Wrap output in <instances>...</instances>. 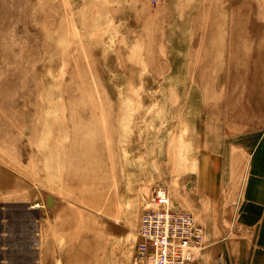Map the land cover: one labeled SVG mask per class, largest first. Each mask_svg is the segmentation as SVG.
Listing matches in <instances>:
<instances>
[{
	"label": "rangeland",
	"instance_id": "rangeland-1",
	"mask_svg": "<svg viewBox=\"0 0 264 264\" xmlns=\"http://www.w3.org/2000/svg\"><path fill=\"white\" fill-rule=\"evenodd\" d=\"M263 132L264 0H0V264H141L155 190Z\"/></svg>",
	"mask_w": 264,
	"mask_h": 264
},
{
	"label": "crops",
	"instance_id": "crops-1",
	"mask_svg": "<svg viewBox=\"0 0 264 264\" xmlns=\"http://www.w3.org/2000/svg\"><path fill=\"white\" fill-rule=\"evenodd\" d=\"M208 175L181 197L205 229L203 248L185 264H264V132L249 151L243 186Z\"/></svg>",
	"mask_w": 264,
	"mask_h": 264
},
{
	"label": "built area",
	"instance_id": "built-area-1",
	"mask_svg": "<svg viewBox=\"0 0 264 264\" xmlns=\"http://www.w3.org/2000/svg\"><path fill=\"white\" fill-rule=\"evenodd\" d=\"M156 207L143 211L138 228L141 264H185L205 242L204 226L184 209L173 208L167 188L158 187Z\"/></svg>",
	"mask_w": 264,
	"mask_h": 264
},
{
	"label": "bare ground",
	"instance_id": "bare-ground-1",
	"mask_svg": "<svg viewBox=\"0 0 264 264\" xmlns=\"http://www.w3.org/2000/svg\"><path fill=\"white\" fill-rule=\"evenodd\" d=\"M213 16H214V15H213ZM209 17H210V15H209ZM209 17H208V18H209ZM205 18H207V17H205ZM211 18H212V17H211ZM142 20H143V19H142ZM207 20L209 21V19H207ZM218 20H219V19H218ZM221 20H222V19H221ZM205 22H206V21H205ZM207 24H208V23H207ZM221 24H222V23H221ZM201 25H203V24H201ZM205 26H206V25H205ZM201 28H202V27H201ZM206 28H207V27H206ZM206 28H205V29H206ZM212 28H213V27H212ZM212 28H211V29H212ZM204 31H205V30H204ZM204 31H203V32H204ZM205 32H206V31H205ZM155 33H156V32H155ZM155 33H154V34H155ZM208 34H209V32H208ZM197 35H198V34H197ZM200 36H201V35H200ZM197 37H198V36H197ZM145 38H146V37H145ZM198 38H200V37H198ZM145 40H146V39H145ZM202 40H203V39H202ZM147 42H148V41H147ZM201 46H202V45H201ZM208 46H209V45H208ZM212 46H213V45H212ZM209 47H210V46H209ZM120 48H121V47H120ZM228 49H229V48H228ZM212 51H213V50H212ZM83 53H84V52H83ZM122 54H123V53H122ZM134 54L136 55V53H134ZM130 55H131V54H130ZM199 55H200V54H199ZM133 56H134V55H133ZM144 57H145V56H144ZM131 58H132V57H131ZM198 58H199V57H198ZM120 59H121V58H120ZM123 59H125V58H123ZM207 59H208V58H207ZM199 60H201V59H199ZM199 60H198L197 62H199ZM128 61H129V60H128ZM217 61H218V60H217ZM132 62H133V60H132ZM203 62H204V61H203ZM199 64H200V63H199ZM204 64H206V63H204ZM159 65H160V64H159ZM207 65H208V64H207ZM126 66H127V65H126ZM126 66H125V67H126ZM17 67H18V66H17ZM131 67H132V66H131ZM131 67H130V68H131ZM135 67H137V66H135ZM227 68H228V67H227ZM137 69H138V68H137ZM135 71H136V70H135ZM205 71H206V70H205ZM128 74H129V72H128ZM205 74H207V73L205 72ZM217 76H218V75H217ZM231 76H232V75H231ZM197 78H198V77H197ZM223 78H224V77H223ZM232 82H233V81H232ZM199 84H200V83H199ZM205 85H206V84H205ZM207 85H209V84H207ZM199 87H200V86H199ZM202 87H203V86H202ZM206 87H207V86H206ZM66 88H67V87H66ZM71 92H72V91H71ZM71 92H70V93H71ZM68 93H69V92H68ZM70 93H69V94H70ZM64 95H66V94H64ZM67 95H68V94H67ZM132 95H133V94H132ZM214 96H216V94H215ZM217 96H218V95H217ZM130 97H131V96H130ZM73 98H74V97H73ZM214 98H215V97H214ZM75 99H76V98H75ZM65 100H66V99H65ZM104 101H105V100H104ZM105 104H106V103H105ZM257 105H258V104H257ZM218 113H219V112H218ZM219 114H220V113H219ZM96 117H97V116H96ZM106 122H107V121H106ZM70 123H71V122H70ZM87 125H89V124L87 123ZM217 125H218V122H217ZM106 126H107V125H106ZM69 130H70V129H69ZM103 131H104V130H103ZM72 133H73V132H72ZM104 134H105V133H104ZM107 135H108V134H107ZM108 137H109V135H108ZM90 138H92V137L90 136ZM110 147H111V146H110ZM110 149H111V148H110ZM105 155H106V154H105ZM104 157H106V156H104ZM108 163H109V162H108ZM112 163H113V162H112ZM66 168H67V167H66ZM95 183H97V182H95ZM105 187H107V186H105ZM110 187H111V186H110ZM102 189H103V188H102ZM102 189H101V190H102ZM104 189H105V188H104ZM104 189H103V190H104ZM108 190H109V189H108ZM99 191H100V190H99ZM105 191H106V190H105ZM107 192H108V191H107ZM99 193H100V192H99ZM101 193H102V192H101ZM112 193H114V192L112 191ZM115 194H116V193H115ZM146 194H147V193H146ZM90 197H91V196H90ZM92 200H93V199H92ZM109 203H110V202H109ZM37 206H38V205H37ZM93 247H94V246H93ZM95 249H96V248H95Z\"/></svg>",
	"mask_w": 264,
	"mask_h": 264
}]
</instances>
